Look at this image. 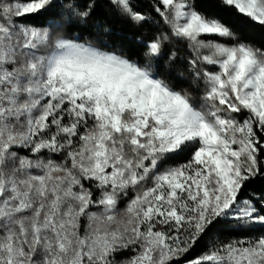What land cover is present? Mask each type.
Segmentation results:
<instances>
[{"label":"snow or ice","instance_id":"1","mask_svg":"<svg viewBox=\"0 0 264 264\" xmlns=\"http://www.w3.org/2000/svg\"><path fill=\"white\" fill-rule=\"evenodd\" d=\"M0 264H264V0H0Z\"/></svg>","mask_w":264,"mask_h":264},{"label":"trees","instance_id":"2","mask_svg":"<svg viewBox=\"0 0 264 264\" xmlns=\"http://www.w3.org/2000/svg\"><path fill=\"white\" fill-rule=\"evenodd\" d=\"M150 2H151V0H143V3H146V4L150 3ZM110 19L112 22V26L114 27L117 34H126V35L130 36L132 34V32L136 31L134 26H132L131 24H126L116 17H110ZM237 27L242 28L243 31L245 32V34L255 35L257 37L260 35L259 29H253V27L250 25V23L246 20H244L241 23V22H239V19H238ZM142 35H147V29L144 30ZM117 44H119V41H117ZM189 158H190V153H184V154H181L180 156H178L177 159L173 163L174 164H183V163L187 162V160ZM203 247L204 246L202 245L201 248L197 249L193 253V255L194 256L200 255Z\"/></svg>","mask_w":264,"mask_h":264}]
</instances>
